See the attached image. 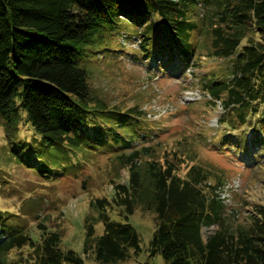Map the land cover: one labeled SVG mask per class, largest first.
Instances as JSON below:
<instances>
[{
	"label": "trees",
	"instance_id": "trees-1",
	"mask_svg": "<svg viewBox=\"0 0 264 264\" xmlns=\"http://www.w3.org/2000/svg\"><path fill=\"white\" fill-rule=\"evenodd\" d=\"M198 4L206 6L200 23L195 19ZM155 16L168 32L159 42L148 34ZM117 20L145 22L138 33L140 48L151 62L160 68L165 62L175 74L191 65L198 47L194 32L209 30L210 51L204 50L231 60L225 79L205 84L227 109L221 121L228 131L217 142L236 149L241 140L251 152L264 150V0H0V113L9 110L18 94L20 108L45 143L78 147L90 137L114 152L127 168L129 184H116L112 199L124 206L126 217L136 204L153 212L149 255L159 253L166 264H264V205L255 204L243 220L226 218L214 185H202L209 177L196 166L182 177L170 160L155 159L152 147L134 149L143 135L141 109L119 110L93 91L81 56L94 46L90 36ZM170 51L175 55L171 62ZM241 127L239 136L232 132ZM99 216L103 232L90 246L95 260L116 261L141 251L140 236L130 222L114 220L106 210ZM43 225L38 223L35 240L0 222V264L84 263L75 250L61 246L58 232Z\"/></svg>",
	"mask_w": 264,
	"mask_h": 264
},
{
	"label": "rangeland",
	"instance_id": "rangeland-1",
	"mask_svg": "<svg viewBox=\"0 0 264 264\" xmlns=\"http://www.w3.org/2000/svg\"><path fill=\"white\" fill-rule=\"evenodd\" d=\"M205 9L204 4L197 5V22H201ZM154 22L148 34L159 42L168 37V32L162 29L158 16ZM144 24L117 20L112 27H99L97 34L90 36L94 46L81 56L89 84L107 104L117 105L119 110L135 106L147 117L151 115L150 119L144 115L147 130L142 124L143 135L134 142V149L152 147L155 159L170 160L182 177L196 166L209 177L203 186H220L225 217L245 219L255 204L264 205V150L251 152L241 140L237 148L242 152L228 144V148L220 146L217 140L227 131V124L218 119L227 114L220 113L207 94L193 96L194 100L184 97L195 90L206 93L204 83L209 79H225L231 60L208 55L204 49L210 51L209 30L207 34L205 29L198 34L195 31L192 40L198 47L192 65L176 78L174 68L166 69L165 62L160 68L140 48L138 33ZM245 42L244 38L238 49ZM163 52L168 53L166 49ZM174 58L171 52L169 61ZM83 63L77 62L80 66ZM18 90H22V84ZM20 107L17 94L9 110L0 113V222L4 227L21 230L37 240L41 230L38 223H43L47 230L60 234L63 248L83 257V264H166L159 253L148 252L153 212L136 204L134 212L126 217L124 206L112 199L116 184H129L127 168L117 162L115 153L90 137L78 147L66 142L47 144ZM242 128L235 130L238 136ZM148 136L150 139L142 142ZM136 166L141 167L138 161ZM142 196L148 199L146 193ZM104 210L110 218L128 221L136 228L141 239L139 253L131 252L116 261L95 260L90 246L103 232L99 213ZM202 230L204 235L208 231L205 227Z\"/></svg>",
	"mask_w": 264,
	"mask_h": 264
}]
</instances>
